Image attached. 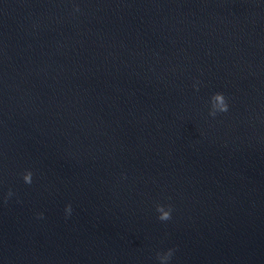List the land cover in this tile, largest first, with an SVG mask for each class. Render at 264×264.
Segmentation results:
<instances>
[{
	"label": "water",
	"instance_id": "1",
	"mask_svg": "<svg viewBox=\"0 0 264 264\" xmlns=\"http://www.w3.org/2000/svg\"><path fill=\"white\" fill-rule=\"evenodd\" d=\"M169 249L264 264V0H0V264Z\"/></svg>",
	"mask_w": 264,
	"mask_h": 264
},
{
	"label": "clouds",
	"instance_id": "2",
	"mask_svg": "<svg viewBox=\"0 0 264 264\" xmlns=\"http://www.w3.org/2000/svg\"><path fill=\"white\" fill-rule=\"evenodd\" d=\"M77 11L79 10L78 8L76 9ZM210 104L211 108L209 111V115L215 117L217 112H226L228 110V104L226 101L225 96L223 93H213L212 96L210 97ZM23 180L27 184L32 183V172L30 170H26L25 173L23 174ZM13 195L12 191L9 190L8 192V197H11ZM156 211L159 213L158 219L161 221H167L171 219V206L167 207V210L165 206L163 205H157L156 206ZM65 212L67 215H70L72 212V207L71 204H68L65 206ZM39 218L43 217V213L38 214ZM174 254L173 249H169L167 252L160 254L157 253V259L161 262V264H168V261L171 259V257Z\"/></svg>",
	"mask_w": 264,
	"mask_h": 264
}]
</instances>
